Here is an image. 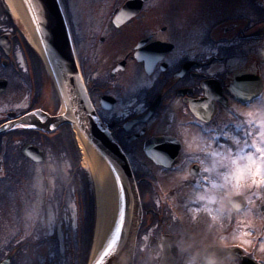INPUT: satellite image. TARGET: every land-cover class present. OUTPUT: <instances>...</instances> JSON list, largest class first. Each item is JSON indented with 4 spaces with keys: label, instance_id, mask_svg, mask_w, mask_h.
<instances>
[{
    "label": "flooded vegetation",
    "instance_id": "obj_1",
    "mask_svg": "<svg viewBox=\"0 0 264 264\" xmlns=\"http://www.w3.org/2000/svg\"><path fill=\"white\" fill-rule=\"evenodd\" d=\"M60 1L94 138L123 155L124 189L137 192L133 264H264L260 178L220 186L218 163L264 134V0ZM64 110L40 47L0 0V264H80L57 213L79 166ZM238 194L245 209L229 204Z\"/></svg>",
    "mask_w": 264,
    "mask_h": 264
},
{
    "label": "water",
    "instance_id": "obj_2",
    "mask_svg": "<svg viewBox=\"0 0 264 264\" xmlns=\"http://www.w3.org/2000/svg\"><path fill=\"white\" fill-rule=\"evenodd\" d=\"M35 17L41 41L42 50L47 58L49 67L66 103V110L58 117L59 121L73 122L81 133L91 142L112 164L119 178H130L123 155L112 150L111 142H98L95 128L87 115L89 105L82 83L78 76L70 46L66 25L56 4V0H28ZM142 0H134L141 6ZM128 6H123L114 21H124L122 14H126ZM38 9V11H37ZM123 176H122V174ZM125 190L126 212L120 234L115 242L110 256H104L103 264H132L136 232L139 225V207L135 191Z\"/></svg>",
    "mask_w": 264,
    "mask_h": 264
},
{
    "label": "trees",
    "instance_id": "obj_3",
    "mask_svg": "<svg viewBox=\"0 0 264 264\" xmlns=\"http://www.w3.org/2000/svg\"><path fill=\"white\" fill-rule=\"evenodd\" d=\"M71 148H76L75 142H71ZM59 187L61 186L59 185ZM57 197L60 198L58 202L61 203V207L57 210L59 219L69 221L63 234L76 238L80 264H85L94 235L95 223L94 193L86 170L79 165L78 171L76 170L73 175L70 168V175L63 178L62 189L58 191ZM67 202H72L76 206V213H73V209L67 206ZM75 216L77 218L76 226L72 225Z\"/></svg>",
    "mask_w": 264,
    "mask_h": 264
},
{
    "label": "bare ground",
    "instance_id": "obj_4",
    "mask_svg": "<svg viewBox=\"0 0 264 264\" xmlns=\"http://www.w3.org/2000/svg\"><path fill=\"white\" fill-rule=\"evenodd\" d=\"M16 10L19 12V15L24 23V25L28 28L30 31L32 38L34 42L38 44V46L41 47V41L37 29V24L34 19V15L31 10V6L28 0H12ZM75 139L76 142L80 148L81 151V164L83 167L91 166V170L95 172V176H99L102 174L107 175L110 177V181L115 180L117 183V187L120 189L119 194L120 198L122 197V191L121 186L118 183L117 176L115 174V171L110 164V162L105 158V156L91 143L89 140L81 133V131L75 126ZM93 167V169H92ZM103 177V176H102ZM104 178V177H103ZM114 187V196L111 200V198L105 199L104 202V209L106 208V211L108 214L112 217V219L107 223L106 225L103 224V221L100 220L97 229L95 231V237L90 253L89 263L88 264H95V261L97 259H101V253L103 252L105 248V242H106V235L109 231V227L114 224L116 220V213L117 216L121 213V210H118L117 212V199H116V187L115 182L113 184ZM122 201V199H121ZM120 201V202H121ZM122 205V202H121ZM120 207V206H119ZM96 226V224H95ZM109 243V240H107ZM103 263V261H102Z\"/></svg>",
    "mask_w": 264,
    "mask_h": 264
},
{
    "label": "snow or ice",
    "instance_id": "obj_5",
    "mask_svg": "<svg viewBox=\"0 0 264 264\" xmlns=\"http://www.w3.org/2000/svg\"><path fill=\"white\" fill-rule=\"evenodd\" d=\"M38 11V9H37ZM37 18L34 16V19ZM36 110H34V113ZM25 115H28L26 113ZM253 121H248L247 124L251 125L253 124ZM5 127L15 126L13 122H9L8 124L4 125ZM24 127H34L35 125H23ZM54 127V125H53ZM238 129L240 128V125L236 126ZM243 135H248V133H242ZM221 135H227L226 133H223ZM256 136L260 138V144H257L256 140H253L251 144H245L243 148H240L238 150V154L233 157L232 156V150L228 149L223 156V160L218 162L221 164V166L226 170L223 173H220L222 179H221V185L230 183L232 179H235L237 181L240 180V178L247 174L249 177L253 179V183H256L255 177L259 176L260 183L264 184V134L257 132ZM220 148L223 149L224 145L221 144ZM248 149H252V151H248ZM212 156H218L221 155L219 152H213L211 153ZM217 162H214V164ZM207 171H211V169H208ZM119 179V178H117ZM203 181L206 183L209 179L207 175H204L202 177ZM215 185V182H213ZM239 191V188L237 189ZM200 200H211L214 199V197L209 196H198L197 197ZM236 208H239L240 205L236 204ZM222 209H218L217 212H222ZM119 227L117 228V231H119ZM116 237H113V242L115 241ZM113 242L108 243L107 247L104 248L103 252L100 254L101 259H97L95 261V264H102V258L106 255H111L112 252L110 250L113 249Z\"/></svg>",
    "mask_w": 264,
    "mask_h": 264
},
{
    "label": "rangeland",
    "instance_id": "obj_6",
    "mask_svg": "<svg viewBox=\"0 0 264 264\" xmlns=\"http://www.w3.org/2000/svg\"><path fill=\"white\" fill-rule=\"evenodd\" d=\"M69 1V4L71 5V2L73 0H68ZM79 159L81 160V151L79 153ZM80 166H82L83 168V165L81 164V161H80ZM84 169L87 171L88 175H89V181H90V184H91V188L94 192V200H95V208H96V226H95V231L97 229V226L100 222V220L103 221V224L106 225L107 223H109V221L112 219V217L108 214V212L106 211V208L104 209V202H105V199L107 198H113L115 192H114V187H113V184L115 182V187H116V199H117V212L118 210H121V198H120V194H119V188L117 187V183L115 180H112L110 181V177H108L107 175L105 174H102V177L101 175L99 176H95V172L94 170L92 171L91 170V166L89 165L88 167H84ZM93 169V167H92ZM224 171H226L224 169ZM117 175V174H116ZM246 174H244L241 178H240V182L244 179ZM232 180H235V179H232ZM257 184H259V187L262 189L264 188V184L258 182ZM236 185H238L237 181L233 182V187H236ZM241 190H243V188L241 187ZM120 206V207H119ZM116 220L114 222V224H112L108 229V233L106 235V242H105V247H107L108 245V242L107 240H109V243L110 242H113V237L115 236L116 239L115 241L113 242V249L110 250L111 252L114 250V247H115V242L119 236V231H117V228L119 227L120 229V223H121V213L117 216V213H116ZM6 219V222H7V217H5ZM2 222V221H1ZM6 222H2V224H4L3 226L6 227ZM0 223V226L2 225ZM106 256H110V255H106ZM105 256V257H106ZM87 261V260H86Z\"/></svg>",
    "mask_w": 264,
    "mask_h": 264
}]
</instances>
